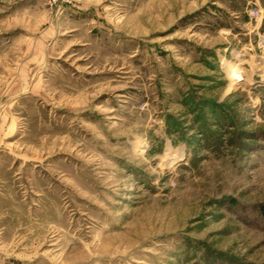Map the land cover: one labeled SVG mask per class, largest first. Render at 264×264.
Wrapping results in <instances>:
<instances>
[{"label":"rangeland","instance_id":"obj_1","mask_svg":"<svg viewBox=\"0 0 264 264\" xmlns=\"http://www.w3.org/2000/svg\"><path fill=\"white\" fill-rule=\"evenodd\" d=\"M0 264H264V0H0Z\"/></svg>","mask_w":264,"mask_h":264},{"label":"bare ground","instance_id":"obj_2","mask_svg":"<svg viewBox=\"0 0 264 264\" xmlns=\"http://www.w3.org/2000/svg\"><path fill=\"white\" fill-rule=\"evenodd\" d=\"M229 74H230V78L231 79H243L240 75V72L237 70V68H230V71H229ZM234 81V80H233ZM233 84V83H232Z\"/></svg>","mask_w":264,"mask_h":264},{"label":"built area","instance_id":"obj_3","mask_svg":"<svg viewBox=\"0 0 264 264\" xmlns=\"http://www.w3.org/2000/svg\"><path fill=\"white\" fill-rule=\"evenodd\" d=\"M252 14H253V16L257 17V16H259L260 11L259 10H255V11L252 12Z\"/></svg>","mask_w":264,"mask_h":264}]
</instances>
